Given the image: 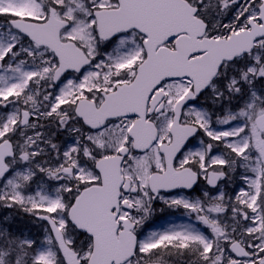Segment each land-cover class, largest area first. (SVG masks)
Masks as SVG:
<instances>
[{"label": "snow or ice", "instance_id": "6c2138e0", "mask_svg": "<svg viewBox=\"0 0 264 264\" xmlns=\"http://www.w3.org/2000/svg\"><path fill=\"white\" fill-rule=\"evenodd\" d=\"M0 264H264V0H0Z\"/></svg>", "mask_w": 264, "mask_h": 264}, {"label": "rangeland", "instance_id": "374dc122", "mask_svg": "<svg viewBox=\"0 0 264 264\" xmlns=\"http://www.w3.org/2000/svg\"><path fill=\"white\" fill-rule=\"evenodd\" d=\"M154 220L157 226L167 224L169 221H174L176 223L187 222L186 217L182 215L181 211L173 213L170 210H165L163 213L157 211Z\"/></svg>", "mask_w": 264, "mask_h": 264}, {"label": "bare ground", "instance_id": "6f19581e", "mask_svg": "<svg viewBox=\"0 0 264 264\" xmlns=\"http://www.w3.org/2000/svg\"><path fill=\"white\" fill-rule=\"evenodd\" d=\"M182 212V210H180Z\"/></svg>", "mask_w": 264, "mask_h": 264}]
</instances>
